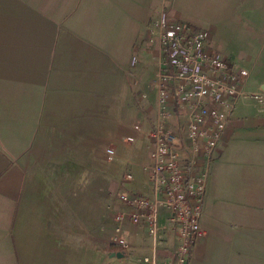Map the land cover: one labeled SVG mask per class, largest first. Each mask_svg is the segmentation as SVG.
I'll list each match as a JSON object with an SVG mask.
<instances>
[{"label": "crops", "instance_id": "crops-1", "mask_svg": "<svg viewBox=\"0 0 264 264\" xmlns=\"http://www.w3.org/2000/svg\"><path fill=\"white\" fill-rule=\"evenodd\" d=\"M162 4L185 23L196 10L221 12L211 49L263 65L247 86L262 102L237 105L212 163L189 264H264V0H0V264L151 256L144 225L122 223L126 252L113 240L128 210L117 197L150 195L155 76L131 61L150 48L144 32ZM167 216L161 209L158 264L174 262Z\"/></svg>", "mask_w": 264, "mask_h": 264}, {"label": "built area", "instance_id": "built-area-1", "mask_svg": "<svg viewBox=\"0 0 264 264\" xmlns=\"http://www.w3.org/2000/svg\"><path fill=\"white\" fill-rule=\"evenodd\" d=\"M210 31L171 17L164 4L147 28L146 42L157 64L152 149L147 165L150 195L121 194L128 210L116 214L114 243L126 252L121 237L125 220L144 225L152 241L144 264H158L157 245L163 239L160 210L174 232L173 264H189L194 246L203 236V203L213 161L237 105L262 93L247 90L250 73L209 46ZM132 64L137 63L133 56ZM144 98V96H143ZM135 129H138L135 126ZM128 137L127 142H133ZM108 160L114 151L106 150ZM126 178H132L131 172Z\"/></svg>", "mask_w": 264, "mask_h": 264}, {"label": "rangeland", "instance_id": "rangeland-1", "mask_svg": "<svg viewBox=\"0 0 264 264\" xmlns=\"http://www.w3.org/2000/svg\"><path fill=\"white\" fill-rule=\"evenodd\" d=\"M190 17H192V22L190 24L198 27V28H202V29H207L210 32H213V28L215 27V24H213L212 20H217L218 23L217 24H222L221 19H222V13L219 12L216 15L211 14L206 8L205 10H196L194 12H192L190 14ZM213 18V19H212ZM250 20L253 21V16L249 17ZM197 21V22H194ZM187 23V22H186ZM218 29H221V27H217ZM146 32H144L145 38H144V42L145 44H147L146 42ZM148 45V44H147ZM146 47V46H145ZM262 48V55H261V59L263 62L264 60V47L263 45H260V49ZM243 52L249 53L250 50H246V49H242ZM252 55V57L254 58L255 54L254 53H250ZM134 56H136L137 58V63L133 64L131 66L140 69L141 72L140 74H144L143 76H145L146 80L150 79V74L152 73V71L154 72V76H156V72H157V65L155 64V61L153 60V52L152 49H145V51L143 50L141 54H139L138 52H135ZM252 58V59H253ZM253 61L250 62H243L244 67L251 71L250 73V79H249V85H253V84H257L256 79L254 76H259L261 72H263V65L262 64H258L261 68H259V66L257 65V67L253 66ZM237 66L241 65V64H236ZM240 67V66H239ZM136 76H140V75H136ZM155 82V79H154ZM147 85V82H144V86Z\"/></svg>", "mask_w": 264, "mask_h": 264}, {"label": "water", "instance_id": "water-1", "mask_svg": "<svg viewBox=\"0 0 264 264\" xmlns=\"http://www.w3.org/2000/svg\"><path fill=\"white\" fill-rule=\"evenodd\" d=\"M261 90L264 92V85H263V87L261 88ZM117 257H121V255L119 254V255H117Z\"/></svg>", "mask_w": 264, "mask_h": 264}]
</instances>
